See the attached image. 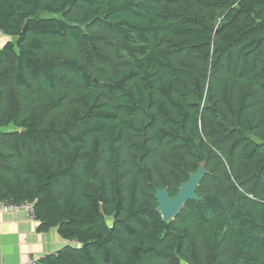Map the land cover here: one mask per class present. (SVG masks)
<instances>
[{
    "label": "trees",
    "instance_id": "16d2710c",
    "mask_svg": "<svg viewBox=\"0 0 264 264\" xmlns=\"http://www.w3.org/2000/svg\"><path fill=\"white\" fill-rule=\"evenodd\" d=\"M0 31V201L77 243L38 264H264V0H0Z\"/></svg>",
    "mask_w": 264,
    "mask_h": 264
},
{
    "label": "crops",
    "instance_id": "0c3cea01",
    "mask_svg": "<svg viewBox=\"0 0 264 264\" xmlns=\"http://www.w3.org/2000/svg\"><path fill=\"white\" fill-rule=\"evenodd\" d=\"M4 38L0 48L7 42ZM68 246L77 243L63 239L57 228L41 232L26 210L5 212L0 206V264H25L32 256L40 260Z\"/></svg>",
    "mask_w": 264,
    "mask_h": 264
},
{
    "label": "water",
    "instance_id": "95a60500",
    "mask_svg": "<svg viewBox=\"0 0 264 264\" xmlns=\"http://www.w3.org/2000/svg\"><path fill=\"white\" fill-rule=\"evenodd\" d=\"M207 173L206 164H200L198 172L190 175L189 181L181 185L178 194L174 198L169 195L168 189L156 190L157 211L164 221L174 220L184 210L188 202H200L202 200L197 195V190Z\"/></svg>",
    "mask_w": 264,
    "mask_h": 264
},
{
    "label": "built area",
    "instance_id": "2783aa9c",
    "mask_svg": "<svg viewBox=\"0 0 264 264\" xmlns=\"http://www.w3.org/2000/svg\"><path fill=\"white\" fill-rule=\"evenodd\" d=\"M3 36V33L0 31V37ZM0 206L2 208L3 211L7 212V211H17L20 209H24L28 212V214L30 215L31 219L33 221H36L35 219V214H34V204L32 202H24L22 204H16V203H12L9 200L6 201H0ZM39 259L32 256L29 258V260L25 263V264H38Z\"/></svg>",
    "mask_w": 264,
    "mask_h": 264
},
{
    "label": "rangeland",
    "instance_id": "374dc122",
    "mask_svg": "<svg viewBox=\"0 0 264 264\" xmlns=\"http://www.w3.org/2000/svg\"><path fill=\"white\" fill-rule=\"evenodd\" d=\"M5 36H2V37H0V39H3V40H5V38H4Z\"/></svg>",
    "mask_w": 264,
    "mask_h": 264
}]
</instances>
